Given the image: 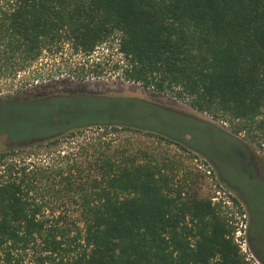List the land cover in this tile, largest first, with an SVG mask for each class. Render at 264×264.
Listing matches in <instances>:
<instances>
[{
  "label": "trees",
  "instance_id": "obj_1",
  "mask_svg": "<svg viewBox=\"0 0 264 264\" xmlns=\"http://www.w3.org/2000/svg\"><path fill=\"white\" fill-rule=\"evenodd\" d=\"M109 40L125 80L264 137V0H0V76ZM67 124L0 152V264H251L222 204L197 190L202 173L179 177L178 161L120 135L179 141Z\"/></svg>",
  "mask_w": 264,
  "mask_h": 264
},
{
  "label": "rangeland",
  "instance_id": "obj_2",
  "mask_svg": "<svg viewBox=\"0 0 264 264\" xmlns=\"http://www.w3.org/2000/svg\"><path fill=\"white\" fill-rule=\"evenodd\" d=\"M116 47L109 40L86 56L65 43L43 51L24 71L0 76V152L53 135L71 122L112 119L170 135L185 149L142 132L120 136L178 161L179 177L188 169L202 173L196 188L222 204L244 257L252 252L249 234L264 259V137L252 140L170 93L125 80Z\"/></svg>",
  "mask_w": 264,
  "mask_h": 264
},
{
  "label": "flooded vegetation",
  "instance_id": "obj_3",
  "mask_svg": "<svg viewBox=\"0 0 264 264\" xmlns=\"http://www.w3.org/2000/svg\"><path fill=\"white\" fill-rule=\"evenodd\" d=\"M256 165H257V164H256ZM247 239H248L249 248L252 250L254 256H255L257 259H259V258L257 257V253H258V252H256L257 250H256L255 247H254L255 245H254L253 238L248 234Z\"/></svg>",
  "mask_w": 264,
  "mask_h": 264
},
{
  "label": "built area",
  "instance_id": "obj_4",
  "mask_svg": "<svg viewBox=\"0 0 264 264\" xmlns=\"http://www.w3.org/2000/svg\"><path fill=\"white\" fill-rule=\"evenodd\" d=\"M38 84V82H35V86ZM235 240V239H234ZM236 241H238L237 239H236ZM238 246H240V245H238ZM240 249L242 250V251H245V247H243V246H240ZM240 250V251H241ZM249 256L250 257H245V259L247 260V261H250L251 262V258H253L254 259V262H252L251 264H256V262H258V259L254 256V254H253V252H251L250 254H249ZM256 261V262H255Z\"/></svg>",
  "mask_w": 264,
  "mask_h": 264
}]
</instances>
